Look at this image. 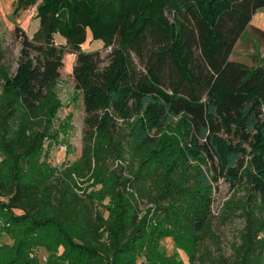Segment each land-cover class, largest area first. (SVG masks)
<instances>
[{"label":"trees","instance_id":"trees-1","mask_svg":"<svg viewBox=\"0 0 264 264\" xmlns=\"http://www.w3.org/2000/svg\"><path fill=\"white\" fill-rule=\"evenodd\" d=\"M35 2L19 0L17 10ZM262 8L264 0H45L33 36L17 35L15 73L1 74L11 96H0V217L13 244L0 247V264H38L36 247L56 264H184L159 249L178 226L188 264H264V68L230 60ZM87 31L110 49L103 68L98 52L80 50ZM54 35L79 47L72 76L84 108L80 156L58 168L40 162L56 136L49 100L63 49ZM171 127L169 162L157 154ZM220 180L234 193L221 223L240 218L243 227L232 255L211 259L201 246L216 239L208 196Z\"/></svg>","mask_w":264,"mask_h":264},{"label":"rangeland","instance_id":"rangeland-1","mask_svg":"<svg viewBox=\"0 0 264 264\" xmlns=\"http://www.w3.org/2000/svg\"><path fill=\"white\" fill-rule=\"evenodd\" d=\"M45 0H36L30 7H21L19 10V0H0V96L3 99L10 98V93L4 90L1 74L13 75L17 69L21 41L18 34L24 33L31 38L37 31V9L42 6ZM152 4L145 6L133 20L129 31L132 32L137 22ZM171 20V17H169ZM50 40V39H49ZM54 43L63 49V67L60 71V79L57 82L54 94L49 100V106L53 113L50 118L51 130L55 132V139L45 141L46 150L43 153L40 162L47 163L50 168L60 167L64 162H71L78 158L82 149V137L84 131V108L82 98L74 89V80L72 76L73 67L76 64V57L79 53L77 43H67L59 35H54ZM83 52H98L100 55V68L108 63L110 49L105 47L103 42L93 40L89 31H87L84 42L80 45ZM230 60L242 63L248 67L255 68L262 66L264 68V8L259 9L252 17L248 27L237 41ZM176 127L169 128L165 134L163 148L157 154L172 161L173 148L169 143L170 137L176 135ZM90 185L97 189L101 185L100 180L94 179ZM194 196L195 193H193ZM234 195L232 189L223 180L211 184V191L208 199L210 203V212L213 216V231L216 239L207 240L201 246V252L207 255V258H228L232 255V245L238 242L239 233L243 227L240 218H233L229 222L221 223L222 207L225 201ZM9 223L0 217V247L10 246L13 241L8 236L6 229ZM170 229V228H168ZM185 228L178 226L174 230L173 236L166 235L159 241L160 252L169 261L176 262L182 260L188 264L186 254L179 242H183ZM181 235V236H180ZM64 251L63 247L58 248L57 255ZM31 256L38 260V264H56L50 262L53 256L42 247H36L32 250ZM137 261L146 262L144 255ZM59 264V263H57ZM60 264H65L61 262Z\"/></svg>","mask_w":264,"mask_h":264}]
</instances>
